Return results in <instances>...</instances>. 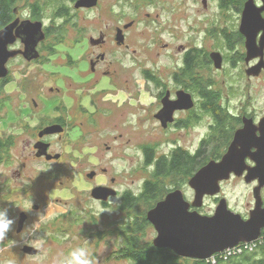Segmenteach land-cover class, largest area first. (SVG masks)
I'll return each instance as SVG.
<instances>
[{
	"label": "rangeland",
	"instance_id": "1",
	"mask_svg": "<svg viewBox=\"0 0 264 264\" xmlns=\"http://www.w3.org/2000/svg\"><path fill=\"white\" fill-rule=\"evenodd\" d=\"M71 1H65L66 7H69L74 15L77 12ZM208 1L211 4V12H216L214 0ZM202 2L203 0H102V8L79 14L81 21L79 25L73 26L72 22L65 25L63 34H60L64 36L62 40L55 41L52 37L49 41L65 40L67 43L76 39L75 28L80 25L87 29L89 37L98 36L99 29L106 24L114 25L116 22V25L123 28L124 25L134 22L135 28L131 31L134 34L132 41L134 49H138L139 53L133 55L120 50L116 57L124 60L122 67L126 70L133 66L130 72L133 74L135 84L141 85L142 90L143 69L154 71L156 69L159 76L169 77L176 71L177 63H174L175 58L172 57L174 54L172 46L168 50L164 49V46L158 47V51H153L152 55L144 51V47L152 42L147 43V39L141 38V33L153 31L154 26H165L169 23L167 29H164L163 36H157L163 45L171 44L172 28H176L182 37L173 47L194 45V41L189 39L190 35H193L191 27H195L197 17L201 18L203 15ZM54 11L55 8L48 10L45 18L40 21L50 28L53 24L57 27L66 24L64 19H56ZM101 14L105 15L103 19L100 17ZM149 15L152 20L148 19ZM29 16V9L25 7L20 11L17 9V18L23 21L32 20ZM154 19L158 20L154 23L152 22ZM159 52L161 56L158 55ZM56 53L48 65H45L49 62L47 59L28 63L23 58L14 59L8 64L9 82L0 95V101L8 99L1 113L4 120L0 124V137L8 138L12 146L0 163V213L3 214L5 221L11 223L3 239H0V264H69L72 254H79L83 248L89 250L91 259L96 264H133L130 260L120 257L122 238L119 233L130 220L129 213L117 209L116 206L110 209L101 206L97 202L100 200L91 196L95 189L94 182L103 181L104 177L99 175L106 172L111 189L114 188L117 192L140 193L144 180L149 179L152 169L144 165L140 148L143 145L154 144L160 155L170 153L176 144L195 149L206 137L208 121L195 125L191 130L165 131L153 116L156 112L154 108L151 110L149 108V102L154 101L155 96L151 100L146 93L142 94L140 100L136 99L135 106L120 110H117L114 104L102 106V103L96 110L85 104L90 113L88 116L84 114L82 118L80 101L82 93L84 97L91 95L89 89L83 85L73 84L70 80L71 82H67L68 92L58 95L49 91L50 88L56 87V80L62 76L75 78L78 74V70L69 65V57L65 54L67 47H61ZM71 55L78 61L77 53ZM179 58L180 56H176V60ZM79 65L84 69L83 63ZM124 72L128 74L127 71ZM237 76L235 72L236 82L231 81L236 83L239 89L231 94L229 100L232 103V111L237 114L240 109L236 108L241 102H245L250 110H256L258 114L264 115V77L251 81L247 86ZM71 83L74 86H69ZM58 87L62 89L60 82ZM104 88L101 86V89ZM247 88L252 98L248 99L246 93H243ZM105 89L109 90L110 87L106 86ZM133 96L125 99L131 98L132 102ZM69 97L73 98L72 103ZM35 102L39 105L37 108ZM59 114L65 115L70 126L61 141L58 137L53 138L55 141L53 153L63 155L64 159L50 163L35 157L32 146L37 136L34 134H37L38 129L44 125L43 119L53 118ZM86 117H90L89 121ZM72 123L74 125H71ZM218 142L216 140L209 145L207 153L217 149ZM80 173H85L86 177H78ZM92 174L94 176L90 178ZM112 179L115 180L114 183L110 182ZM188 182L183 183L179 190H183L186 199L193 202L195 194ZM221 191L220 199L225 198L234 213L242 215L248 210V204L253 202L252 186L245 183L244 179H232L224 184ZM119 200L113 199L114 202ZM216 203L215 198L207 197L200 210L201 214L214 215L219 205ZM36 206L38 209H35ZM21 213H26L28 219L22 232L18 233ZM153 232L151 227L147 228L143 244H152L156 237ZM37 244L40 246L37 247ZM24 246H33L41 252L37 256L27 255L22 251Z\"/></svg>",
	"mask_w": 264,
	"mask_h": 264
},
{
	"label": "flooded vegetation",
	"instance_id": "2",
	"mask_svg": "<svg viewBox=\"0 0 264 264\" xmlns=\"http://www.w3.org/2000/svg\"><path fill=\"white\" fill-rule=\"evenodd\" d=\"M78 1L80 0L71 1L75 6L77 14L74 13V15H72V11L68 9L69 7H66L65 11H68V13L65 14L66 16H57L56 19H64L66 24H63L60 27H57L55 24H53L50 28L43 23L42 29L45 38L43 41H40L37 46V51L39 54L37 59L28 61L24 58V56L18 55L16 58L11 59L8 64H10L14 59L23 58L28 63L42 60L45 61L47 59L49 62H47L45 65H48L51 64L52 56H55V54H57L56 52H58L61 47L65 46L67 47V53L65 54L67 57H69V65L70 67L77 69L78 74L75 78L62 76L59 78V80H56V87L50 88L49 91L54 94L58 93V95H61L60 93L63 92H68L69 87L67 82L70 80L73 82V84L83 85L85 88L89 89L91 91V95H87L86 97H84V93L81 92L82 98L80 101V108L82 111V118L84 117V114L88 116V113H90L89 110H87L88 107L84 106L85 104L91 107L93 110H96L98 107L100 108V104L102 103V106L114 104L115 108L120 110L125 107L129 108V106H135L134 102H136V99L138 98V100H140L142 94L146 93L151 100L153 99V96H155V100L149 102V108L150 110L154 108L156 112L153 116L159 122L161 128L165 131L176 130L181 132L184 130H191L195 125L202 124L204 121H208L207 124L209 126L208 132L205 135L206 137L202 139V142L197 144L195 149H188L176 144V146H174L173 149L169 151L170 153L162 154L165 156H169L173 154V152L178 151L195 155L197 152L199 153L204 141H211V143L208 144L211 145L216 140H222V136L218 128L214 126L216 125L217 118L213 115L210 109L211 105L209 104L206 97V94H213V96L218 98L217 105L222 110V113H227L230 119L234 120V123L230 125L231 135L228 142L225 144H221V142L216 143L218 148L213 150L211 153H208L209 162L222 161L223 158L228 154L230 147L235 142L237 133L241 130H248L249 133H245L243 137L244 139L248 138V141H246V143L244 141L241 145L238 144V148L239 150H242V146L245 147L244 154L247 166L249 168H254L256 166L254 159L256 158V155L258 156L264 150H262L259 146H255L260 142V140H264V115L258 114L256 110H250L245 102H241L240 106L236 108L240 109V113L237 112V114H235L232 111V103L229 100L231 98V94L239 91V89L236 87V83H231V81L236 82V79L234 80L235 72L238 74L237 77L243 80L242 82H244L247 86L251 81H257L259 79L261 80V78L264 77V11L261 13L262 21L255 28V41H252L248 35L242 32L243 17L246 10L245 7H247L250 0H239V2L231 0V2H228V0H214V3H216L217 6L216 12H211L210 2L208 0H203V15L201 18L197 17L196 21L194 22L195 27H191L193 35H190L189 39L194 41V45L192 46L178 45L173 47V45L178 44V41H180L182 38L178 34L176 28H172V32H170L171 44L166 43L163 45L162 40L158 39L157 36H163L164 29H167L166 26L169 25V23L165 26H154L153 31L147 30L142 33L140 32L142 35L141 38L147 39V43L152 42V44H147L146 47H144V51L152 55L153 51H158V47L164 46V49L168 50L172 46V50L174 52L172 57L175 58L174 63H177L176 71L169 77L166 75L159 76V71L156 69L155 71L147 68L143 69L142 81L144 82V85L142 86L141 90V85L135 84V81L132 77L133 74L130 72L133 70V66L126 70L122 67L124 60L118 59L116 57V55L119 54L118 51L120 50H124L128 54L132 53L133 55H137L139 53L138 49H134V43L132 41V39H134V34L131 33V31L135 28L134 22L124 25L123 28L118 26V24L116 25V22L114 25L106 24L99 29L98 36L89 37L87 36V29L80 25L75 28L76 39L70 40L67 43L64 39V42L49 41L52 37H54L55 41L62 40L64 36L60 34H63L65 25H69L71 22L73 26L77 24L79 25L81 22L79 19V14L84 12L89 13L90 11H94L96 8L100 9L103 7L102 0H98V3L95 7L87 8L82 6L77 8L76 5ZM263 7V0H255L252 7L254 14L257 15L260 13V9ZM111 10L113 11L114 9L112 8ZM104 16V14L100 15L102 19ZM148 19L152 20L151 15L148 16ZM74 20L77 21L74 22ZM157 20L158 19H154L152 22L155 23ZM31 21L36 22L38 20L32 19ZM159 29L160 32H158ZM21 42V40H18L14 45L12 44V46H10V50L24 51L25 47ZM156 42H158V44H156ZM154 45H156L155 48ZM140 49L142 50V48ZM71 53L78 54V61L73 59ZM47 54L49 55L48 57ZM158 55L161 56V53L159 52ZM176 56H180V58L176 60ZM189 56L191 57L193 63V73L191 74L192 77L185 75L189 70L187 62L189 60ZM149 59H151V57ZM80 63H83L84 69L79 67ZM157 68L160 69L158 66ZM124 70L128 72L127 75L125 74ZM220 80L222 82H220ZM59 82L62 89L58 87ZM73 84L71 83L69 86H74ZM101 86L105 88L108 86L110 89H101ZM227 90H229V94H227ZM243 93H246L248 99L252 98L249 88H247V90ZM128 96H133V103L131 102V98L129 100L125 99ZM182 96L189 97L191 99L189 102V104H192L191 108H187V106H185L186 104L178 102ZM65 97H67V95ZM88 99L89 101H87ZM69 100L70 103L74 101L71 97H69ZM34 105L36 108L39 106L36 102ZM143 106L145 105L143 104ZM23 115L24 114H22V116ZM17 117L20 118L19 114H17ZM89 118L86 117L88 121ZM43 120L44 125L41 126V129H38L37 134H34L35 137L37 136V138H34L33 140L34 146H32V151L35 153V157H37L38 150L36 149V146H39V149L43 150L45 147L40 143H44L48 146V154L56 157V155L53 153V145H55L53 138L58 137L61 141L64 134H66L68 131L70 123L65 115L62 114ZM71 125L74 124L72 123ZM53 126L63 129L64 132L62 134L46 135L44 137H40V133H42L43 130ZM81 126H84V122H82ZM145 147L156 148V155L158 157L161 156L154 144L143 145L140 148L143 159H145ZM45 158L46 157L43 156V158L40 157L39 159L46 160ZM59 158L60 159H58V161L54 159L49 162H60L64 159L63 155H61ZM247 174L248 171H245L244 175L241 177H237L233 174L229 181L234 178H241L245 181V176H247ZM79 176H85V173H80L78 174V177ZM99 176L104 177V179H102L103 181H100L99 183L94 182L93 187L112 188L108 184L106 172L100 174ZM114 181L115 180L112 179L110 182L114 183ZM229 181L221 183L222 190L224 184ZM250 185L252 186L253 202L248 204V210H246L241 215L244 220H249V215H251L252 211H254L256 208V190L258 191L261 208L264 210V184L261 185V181L257 180ZM174 190L171 192H174ZM191 190L194 192L192 188ZM125 193V191H118L116 194L117 196L114 198L111 197L106 202H97L107 209H110L112 206H116L117 209H123V207L126 206V203L123 201V194ZM115 198H119L120 200L118 202H114L113 199ZM214 198L217 203L222 199H220L219 196L213 197V199ZM187 202L191 204L193 203L188 200ZM155 206H153V208H155ZM190 210H198L201 213V209L192 207ZM150 225L154 231L153 233H155L157 237L158 234L154 226L151 223ZM263 238L264 228L261 230L259 239ZM153 241L151 245H154ZM249 254L256 255L255 261L258 264H264V242L259 244L255 252H247V255ZM181 258L184 260H190L192 263L197 261L191 258Z\"/></svg>",
	"mask_w": 264,
	"mask_h": 264
},
{
	"label": "water",
	"instance_id": "3",
	"mask_svg": "<svg viewBox=\"0 0 264 264\" xmlns=\"http://www.w3.org/2000/svg\"><path fill=\"white\" fill-rule=\"evenodd\" d=\"M255 0H250L243 17L242 32L255 41V28L262 21L261 13L254 14L253 4ZM264 1V0H263ZM98 0H80L76 7H95ZM43 22L31 20L21 21L17 18L14 22L0 30V80L9 76L8 63L18 55L24 56L28 61L39 57L37 46L45 38L43 32ZM21 40L25 47L24 51L10 50V46ZM251 46V45H250ZM189 97L182 96L178 102L186 104L191 108L192 104ZM64 130L58 127H50L40 133V137L62 133ZM248 130H241L237 133V138L230 147L228 154L222 161H212L199 170L190 178L189 186L195 192L193 203L187 202L182 190L171 192L162 202H158L155 208L147 213V219L155 228L157 237L153 244L159 249H170L179 257L191 258L200 261H206L218 253L234 248L239 244L252 242L259 239L261 230L264 228V210L261 208L258 191H255L257 199L256 208L252 211L249 220H244L241 214L234 213L230 208L228 201L223 198L212 216L201 214L198 210L202 209L206 197H216L221 194V183L229 181L234 174L237 177L244 175L247 184L257 180L264 184V140H260L255 146H259L263 151L254 159L256 166L249 168L245 162L244 146L239 150V145L248 138L244 139ZM45 148L38 150L37 157L45 156L47 161L58 160L61 155L52 156L48 154L47 144L40 143ZM263 146V147H262ZM94 174L89 177H93ZM118 192L115 189L97 187L92 191L95 199L108 201L109 196H116ZM38 209V206L35 207ZM28 219L26 213H21L17 232L21 233L24 224ZM30 256H37L40 250L33 246H24L22 250Z\"/></svg>",
	"mask_w": 264,
	"mask_h": 264
},
{
	"label": "trees",
	"instance_id": "4",
	"mask_svg": "<svg viewBox=\"0 0 264 264\" xmlns=\"http://www.w3.org/2000/svg\"><path fill=\"white\" fill-rule=\"evenodd\" d=\"M66 0H0V30L11 24L17 19V9L22 7L29 9L30 17L34 20H42L47 11L55 8L56 16L65 17L68 13L66 9ZM239 2V0H231ZM228 0V2H231ZM225 2V1H224ZM188 73L186 76H191L193 73L192 59L188 57ZM10 77V76H8ZM9 82V78L0 80V95ZM210 109L213 115L217 118L215 127L218 128L221 134V144L228 142L231 135L230 125L234 120L230 119L227 113L223 112L217 105V99L213 94H206ZM8 99L0 101V124L4 120L1 113ZM211 141H204L199 153L190 155L189 153L173 152L169 156L156 155V148L145 147L144 165L152 168L148 180H144L140 193L134 194L127 191L123 194V201L126 206L121 209L129 213V221L121 229L120 237L122 238V246H120V257L130 260L133 264H208L206 261L197 260L192 263L190 260H184L181 257L168 249L156 248L151 243L143 244V239L146 235V230L151 225L148 222L146 214L159 201L162 200L175 188L180 189L183 183L192 178L199 170L208 165L209 157L207 153L208 144ZM12 142L7 138L0 137V163L7 154ZM149 168H146L149 169ZM255 254L247 253L233 258L229 261H220L217 264H258L255 261Z\"/></svg>",
	"mask_w": 264,
	"mask_h": 264
},
{
	"label": "built area",
	"instance_id": "5",
	"mask_svg": "<svg viewBox=\"0 0 264 264\" xmlns=\"http://www.w3.org/2000/svg\"><path fill=\"white\" fill-rule=\"evenodd\" d=\"M264 242L263 239H259L257 241H252V242H246L239 244L238 246L234 248H230L229 250H225L222 253L216 254V256H212L206 262L208 264H217L220 261H229L233 258L239 257L247 252H255V250L258 248L259 244H262Z\"/></svg>",
	"mask_w": 264,
	"mask_h": 264
},
{
	"label": "clouds",
	"instance_id": "6",
	"mask_svg": "<svg viewBox=\"0 0 264 264\" xmlns=\"http://www.w3.org/2000/svg\"><path fill=\"white\" fill-rule=\"evenodd\" d=\"M25 207H29V205H25ZM11 221H5L3 214L0 213V239H3L4 233L8 231L9 224ZM43 241H40V244H42ZM40 244H37L36 246L39 247ZM69 264H96L95 261L91 259V254L87 248L81 249L79 254H72V259L69 261Z\"/></svg>",
	"mask_w": 264,
	"mask_h": 264
}]
</instances>
